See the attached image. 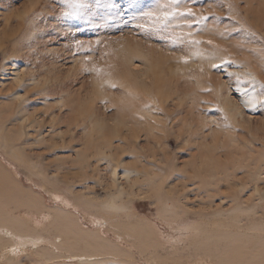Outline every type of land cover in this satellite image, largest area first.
Listing matches in <instances>:
<instances>
[{
	"label": "rangeland",
	"instance_id": "374dc122",
	"mask_svg": "<svg viewBox=\"0 0 264 264\" xmlns=\"http://www.w3.org/2000/svg\"><path fill=\"white\" fill-rule=\"evenodd\" d=\"M263 78L264 0H0V216L61 212L101 237L48 228L60 246L0 264H258L264 107L240 89L264 96Z\"/></svg>",
	"mask_w": 264,
	"mask_h": 264
},
{
	"label": "bare ground",
	"instance_id": "6f19581e",
	"mask_svg": "<svg viewBox=\"0 0 264 264\" xmlns=\"http://www.w3.org/2000/svg\"><path fill=\"white\" fill-rule=\"evenodd\" d=\"M142 59L143 61H145V65L144 67H150L148 68V72L150 70H153V67L152 65H150L151 61L149 59H147L146 57L144 58V56H142ZM150 61V62H149ZM13 68L12 70L14 71V73H12L13 75V78L14 80L18 83L19 81H21L22 78L19 77L18 75V71H17V68L15 67V64L12 65ZM147 70V69H146ZM144 70V71H146ZM154 71V70H153ZM141 73V72H140ZM131 75V74H130ZM154 76V75H153ZM154 79H157L156 77ZM177 79V78H176ZM171 81V80H170ZM262 82H264V78L262 79ZM20 85V82L18 83ZM155 84H156V81H155ZM258 88V86H256V89ZM240 89V88H239ZM238 89V90H239ZM255 89V90H256ZM97 94H100V92L98 90L95 91ZM240 93L241 94H245V95H242L241 96V102L242 104L245 106V108L249 109V108H256L255 105L256 104H259L262 105L264 107V101H262L264 99V96L258 94L257 91H254V88L252 89L251 92H248L247 90H242L240 89ZM165 94V93H164ZM229 95V94H228ZM226 95L223 99V109L226 110L227 113H235V115L237 117H239L241 119V121L245 120L244 117L242 116V113L240 110H238L237 106L233 103L232 99ZM13 98H19L20 97V94L19 92H15ZM161 96V95H160ZM217 96V95H216ZM162 97V96H161ZM222 100V99H221ZM222 102V101H221ZM82 114L83 115H87V118H86V121H88L89 124L92 125V131H97V132H101V131H104L103 129L105 128V125L102 121L98 120V121H94V117L93 115H91L89 113V110H82ZM234 115V114H233ZM25 118V117H24ZM16 119H19L18 116ZM22 119V118H21ZM238 120V119H237ZM17 121V120H16ZM94 121V123L92 124V122ZM1 130V128H0ZM137 131V130H136ZM132 132V131H131ZM95 134V132H94ZM131 134V133H130ZM20 139V138H19ZM110 139V138H109ZM234 142V141H233ZM91 145V144H90ZM87 146V145H86ZM22 149V148H21ZM154 153V152H153ZM263 161V162H262ZM262 161L260 160V164H263L264 165V159H262ZM253 162V161H252ZM262 162V163H261ZM250 164V163H249ZM216 166V165H215ZM221 166V165H220ZM219 166V167H220ZM262 167V166H261ZM216 169V168H215ZM263 169V167H262ZM261 169V171H262ZM264 170V169H263ZM129 172V171H128ZM258 172H260V170H258ZM263 172V171H262ZM261 172V174H263ZM260 173H257V175H259ZM260 174V175H261ZM256 175V176H257ZM122 176V175H121ZM127 177V173H125V175ZM254 176V175H253ZM255 176V177H256ZM114 177V176H113ZM137 177V176H136ZM254 179V178H253ZM136 181V180H135ZM254 181V180H253ZM258 181V180H257ZM256 181V182H257ZM130 182V181H129ZM2 189V188H0ZM113 197V196H112ZM118 198L116 197H113L106 205H104V208H106L107 210H110V211H113V212H116V211H121V210H124L126 209V207L122 204H118ZM31 205V204H30ZM243 205V204H242ZM31 208H33L34 206L31 205L30 206ZM248 209V208H247ZM231 210V208H230ZM229 210V211H230ZM233 211H234V215L231 214L230 216L234 217L235 219V216L237 214L239 215H242V214H245V211L242 207H236V208H233ZM225 213V212H224ZM236 214V215H235ZM39 216V215H38ZM238 221V220H237ZM215 225V224H214ZM45 226V228H44ZM129 227V226H128ZM134 227V226H133ZM48 228H53V230L55 229L57 232L61 231L63 232V234H65L66 236L67 235H70V234H73L74 235V230H79V232H77L78 234L79 233H86V231L82 230L81 228H79L75 223H73L71 220H68V218L65 216L64 213H55L53 216H40V218H34L30 215H27V216H23V217H20L19 219L16 218V219H8L7 217H5L3 214L0 216V233L3 232V230L5 231V236L9 237V239H11V242L5 246H1L0 247V259L2 257H5V256H8L7 259H13L14 257H18V255H20L19 253H22V252H25L27 248V246L29 244H31V246H33L35 249L37 248V245L39 243H42V242H47L49 241V239H52L54 238V240H51L53 245H55V247H57V245H59L60 243L62 242H56V240L59 239V237H56L54 235H52L51 233H47V229ZM140 227H138L137 229V233L140 234V230H139ZM143 228V227H141ZM113 229V228H112ZM188 229V228H187ZM185 229V230H187ZM54 230V231H55ZM134 230V229H133ZM143 230V229H142ZM146 230V229H145ZM151 230V229H150ZM55 231V232H56ZM82 231V232H81ZM140 233H139V232ZM53 232V231H52ZM56 232V233H57ZM113 232V231H112ZM121 232V231H120ZM144 232V231H143ZM149 232V230H148ZM147 232V233H148ZM193 232V231H192ZM217 232V231H216ZM9 233V235H8ZM76 233V234H77ZM132 233V232H131ZM146 232H144L145 234ZM82 234H79L82 235ZM96 234V233H95ZM95 234H87L88 239L90 238V241H97L99 242V240H96V239H100L101 240V237L98 236V233L95 235ZM135 234V233H134ZM144 234H142L144 236ZM4 236V235H3ZM62 236V234H61ZM86 236V238H87ZM136 236V235H135ZM83 237V236H81ZM81 237H79L80 239H82ZM100 237V238H99ZM146 237V236H145ZM145 237H144V240H145ZM148 237V236H147ZM4 238V237H2ZM0 238V242H1V239ZM74 238V237H73ZM78 238V237H76ZM78 238V239H79ZM225 238V237H224ZM234 238V237H233ZM231 238V240L233 239ZM8 239V240H9ZM79 239V240H80ZM227 239V238H226ZM60 240V239H59ZM72 240V239H70ZM75 240V238H74ZM77 240V239H76ZM84 240V239H83ZM82 240V241H83ZM147 240V239H146ZM225 240V239H224ZM234 240V239H233ZM86 241V240H85ZM219 241V240H218ZM221 241V240H220ZM50 242V241H49ZM67 242H68V239H67ZM78 242V241H77ZM84 242V241H83ZM101 242V241H100ZM85 243V242H84ZM147 243V242H146ZM50 244V243H49ZM261 244V243H260ZM264 244V243H263ZM60 246V245H59ZM62 246V245H61ZM155 247V246H154ZM59 248V247H58ZM57 248V249H58ZM106 249H104L105 251ZM82 251V250H81ZM110 251V250H109ZM72 252V251H71ZM73 253V252H72ZM99 253V251H98ZM255 253V252H254ZM82 254H83V251H82ZM41 255L44 256V255H49V252L47 250H42L41 251ZM93 255V254H92ZM98 255V254H97ZM86 256V255H85ZM102 256V255H101ZM91 257V256H90ZM249 256H247L246 254H244L242 252V249H235V250H228L226 252H224L222 255H220V260L221 262H225V263H230V264H257L255 263V260L252 259L251 260V257L250 259L248 258ZM218 258V257H216ZM256 259V257H254ZM263 259V258H262ZM260 262H258V264H262L264 261V259ZM219 260V261H220ZM257 261V260H256ZM220 262V263H221Z\"/></svg>",
	"mask_w": 264,
	"mask_h": 264
},
{
	"label": "snow or ice",
	"instance_id": "6c2138e0",
	"mask_svg": "<svg viewBox=\"0 0 264 264\" xmlns=\"http://www.w3.org/2000/svg\"><path fill=\"white\" fill-rule=\"evenodd\" d=\"M179 2V0H169V3H171V4H177ZM97 71H99L98 69H97ZM113 87H115V85H112Z\"/></svg>",
	"mask_w": 264,
	"mask_h": 264
}]
</instances>
